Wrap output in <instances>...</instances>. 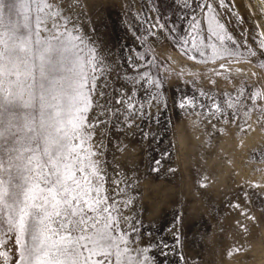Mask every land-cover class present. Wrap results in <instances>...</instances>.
<instances>
[{"label": "rangeland", "instance_id": "rangeland-1", "mask_svg": "<svg viewBox=\"0 0 264 264\" xmlns=\"http://www.w3.org/2000/svg\"><path fill=\"white\" fill-rule=\"evenodd\" d=\"M74 2L69 15L113 90L147 73L102 150L106 193L142 264H264V0H208L215 13L194 11L196 0Z\"/></svg>", "mask_w": 264, "mask_h": 264}, {"label": "snow or ice", "instance_id": "snow-or-ice-1", "mask_svg": "<svg viewBox=\"0 0 264 264\" xmlns=\"http://www.w3.org/2000/svg\"><path fill=\"white\" fill-rule=\"evenodd\" d=\"M231 2L217 0L216 8H228ZM76 6L74 0L63 5L57 0H0L4 264L9 242L14 246L11 264H142L143 249L134 247L120 227L128 221L117 208L115 190L106 193L102 150L111 118L119 124L136 107L131 92L147 73L122 78L133 86L128 93L125 85L113 90L108 65L84 43L69 15ZM190 6L185 0L184 7ZM193 10L215 13L208 0H196ZM4 13L18 19L5 25ZM217 39L223 43L225 38ZM228 40L235 44L230 36ZM260 47L264 50V41ZM223 52L234 54L226 46ZM110 90L116 91L115 98ZM256 96L264 100V93Z\"/></svg>", "mask_w": 264, "mask_h": 264}, {"label": "bare ground", "instance_id": "bare-ground-1", "mask_svg": "<svg viewBox=\"0 0 264 264\" xmlns=\"http://www.w3.org/2000/svg\"><path fill=\"white\" fill-rule=\"evenodd\" d=\"M198 238V237H197Z\"/></svg>", "mask_w": 264, "mask_h": 264}]
</instances>
